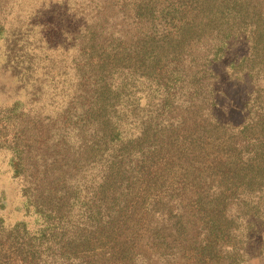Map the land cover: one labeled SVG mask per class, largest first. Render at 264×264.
<instances>
[{"label":"trees","instance_id":"16d2710c","mask_svg":"<svg viewBox=\"0 0 264 264\" xmlns=\"http://www.w3.org/2000/svg\"><path fill=\"white\" fill-rule=\"evenodd\" d=\"M136 7L143 31L134 40L124 41V30L118 27L117 36L108 48L103 47L98 59L92 58L98 31L92 30L86 37L91 52L84 58L80 54L83 42L75 41L77 29H63L71 44L58 46L73 50L72 70L67 77L63 65L44 67V71L33 74L32 59L23 54L19 61L23 67L15 74L29 85L27 94L39 101L47 91L44 88L51 86L53 97L60 100L58 106L68 115L70 128L64 145L67 156L63 159L67 164L56 165L57 155L45 156L63 148L64 135L47 137L49 142L40 148L34 142L35 133L26 128L27 140L34 143L18 139L6 144L11 172L25 182L27 208L61 230L57 243L68 238L59 221L81 209L80 216L86 222L75 226L72 236L65 239L69 251L60 255L68 259L80 247L91 248L95 233H100L98 245L104 246L110 240L111 229L133 199L134 183L143 178L146 183V192L137 195L135 205L142 207L148 191L161 187L170 172L175 174L176 169H167L149 175L158 158L168 156V165H172L209 147L212 153L208 154H215L214 165L203 179L204 193L197 197L203 236L198 248L199 264H243L253 246L264 244V96L260 92L264 88V0H176L163 5L139 3ZM188 7L192 15L182 19ZM167 22L174 29L167 28ZM9 34L13 36L14 30ZM239 38L247 41L248 52L229 67L235 78L251 79L255 88L252 102L260 99L262 113L256 109L233 125L219 120L213 111L212 64L220 60L232 40ZM8 40L11 60L23 51V45L17 47L18 38ZM191 43H198V53L191 57L195 63L180 67L191 56ZM54 60L50 62L53 65ZM182 84L187 93L193 88L196 91L194 98L200 112L197 137L180 139L185 119L171 116ZM138 91L148 92L142 108L140 97H132ZM149 97L160 99L155 112L147 107ZM190 99L185 95L186 102ZM207 130L211 132L210 142H205ZM219 154L224 158L217 160ZM183 173L187 175V169ZM49 177L55 185L61 183L55 190L43 189ZM56 219L58 222H53ZM21 225L16 223L15 228ZM44 229L39 230L40 243L45 238ZM38 240L29 237L25 249L31 252ZM131 250L124 248L122 255L132 256V260L135 253L132 255Z\"/></svg>","mask_w":264,"mask_h":264},{"label":"rangeland","instance_id":"374dc122","mask_svg":"<svg viewBox=\"0 0 264 264\" xmlns=\"http://www.w3.org/2000/svg\"><path fill=\"white\" fill-rule=\"evenodd\" d=\"M170 1L176 0H0V264L200 263L198 248L203 236L200 229L202 216L198 211L197 197L204 193L206 185L203 179L214 165L215 154L214 157L213 154H208L212 153L209 147L195 152L188 159L184 158L182 164L175 163V160L172 165H168V156L158 158L156 163L152 164L149 175L153 177L156 172L161 173L167 169L171 171L176 169L175 174L170 172V176L161 187L148 191L147 202L142 207L135 205L137 195L146 192V183L143 182L144 178L134 183L131 190L133 199L126 205L121 219L111 229L113 233L110 231V240L104 246L98 245L100 233H95L91 240L93 243L91 248L80 247L76 255L73 254L68 259L60 256L61 253L69 251L65 246V239L70 238L75 226L85 223L86 218L80 216L81 209H76L73 215L59 221L64 224L65 237L68 238L57 243L60 241L61 230L47 224L42 217L36 216L34 211L27 208L28 198L23 191L25 182L13 176L9 163L10 150L6 147V144L18 139L22 142H32L26 138L24 132L26 128L29 129L28 132L35 133L34 142L40 148L49 142L47 137L53 138L62 134L63 148L50 151L45 156L57 155L56 165L67 164L63 159L67 156L64 145H67L65 139L70 128L68 115L63 113L61 106H58L60 100L53 97L51 86L44 88L47 91H44L39 101L27 94L29 85L21 82L15 74L23 67L19 62L23 60V54L32 59L33 74L40 70L44 71V67L58 68L63 65L62 71L67 77L72 70L73 50L58 46L71 44L62 32L63 29H77L78 36L75 41L83 42L80 54L84 58L91 52L85 43L86 37L89 38L92 30L98 31L92 55V58L98 59L103 53V47L108 48L117 36L115 30L118 27L124 30V41L134 40V37L143 31V23L136 16L138 9L136 6L139 3L158 2L163 5ZM182 13V19L186 18V15L191 17V7L185 8ZM73 14L77 16L74 18ZM165 25L169 29H174L171 22ZM13 30L14 35H8V32ZM15 38L19 40L17 47L23 45V51L16 53L10 60L7 52V45L10 44L8 39ZM190 45L191 56L185 58L179 64L180 67L184 63L188 66L195 63L191 57L198 43ZM247 52V41L241 38L234 39L220 60L212 64L215 74L213 111L219 120L233 125H238L248 114L259 110L260 107V99L258 103L252 102L255 88L251 79L235 78L229 67L231 63L239 62ZM53 58L54 65L50 63ZM186 89L183 84L179 87L177 105L171 112V116L185 119L179 133L180 139L191 135L197 137L196 134L200 133L195 130L200 117L194 98L196 91L193 88L187 93ZM151 92L155 93L154 90ZM260 92L264 96V88ZM147 93V91L132 93L136 100V97H140V108L145 104ZM185 95L191 96L189 102H186ZM159 101L160 99L149 97L147 107L150 111L157 110ZM189 131L191 133H188ZM210 134L208 130L204 132L205 142L211 141ZM219 158L224 156L219 154L216 159ZM184 169H187V175L183 173ZM51 179L53 178L49 177L44 181L43 189L55 190L56 185L61 184L55 185ZM82 190L85 192L86 189ZM165 202L167 206L162 207ZM167 207L171 209L166 211ZM53 222L57 223L58 220ZM16 223L23 225L15 228ZM40 229L45 231V238L41 243ZM29 237L39 239L38 245L33 246L31 252L25 249ZM259 245L263 246L259 248ZM124 248L132 249V255L135 253L132 260H130L132 256L122 255ZM251 252L243 264H264V244L258 242Z\"/></svg>","mask_w":264,"mask_h":264}]
</instances>
